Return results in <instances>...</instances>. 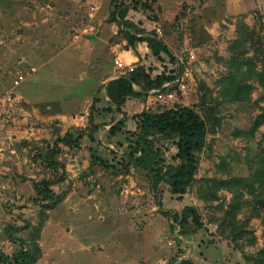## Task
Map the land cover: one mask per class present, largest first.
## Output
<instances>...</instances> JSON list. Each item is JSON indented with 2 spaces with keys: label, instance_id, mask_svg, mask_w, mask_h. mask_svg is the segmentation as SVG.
<instances>
[{
  "label": "rangeland",
  "instance_id": "rangeland-1",
  "mask_svg": "<svg viewBox=\"0 0 264 264\" xmlns=\"http://www.w3.org/2000/svg\"><path fill=\"white\" fill-rule=\"evenodd\" d=\"M221 2L155 0L152 11L128 15L146 34L161 26L177 62L186 61L190 50L196 53L195 82L183 100L198 109L208 131L198 168L180 196L164 182L154 190L148 170L130 163L133 130L125 124L116 134L109 131L119 115H107L94 139L85 129L78 147L62 149L57 158L65 169L55 172L38 156L57 133L84 130L89 109L64 123L33 101L87 94L95 86L88 80L75 84L82 66L72 59L62 63L63 56L48 66L63 65L62 72L51 71L68 73L77 86L49 90L56 76L46 70L38 72L45 80L36 85L27 77L34 71L27 63L32 47L55 44L57 33L63 40L85 35L97 14L111 24L112 0H0L1 251L12 256L20 247L9 237V227H15L14 236L36 255L34 264H176V258L191 261L194 254L219 264H264V0H245V11L236 17V9L231 14ZM149 57V66L174 62L165 53L158 58L150 51ZM20 89L33 101L18 96ZM155 106L150 110H159ZM63 123L70 125L64 132ZM154 140L167 164L180 162L171 139ZM59 176L63 181L51 186L56 198L34 201L33 182ZM186 205L198 209L203 226L191 224L188 234L179 235L165 211Z\"/></svg>",
  "mask_w": 264,
  "mask_h": 264
},
{
  "label": "trees",
  "instance_id": "trees-1",
  "mask_svg": "<svg viewBox=\"0 0 264 264\" xmlns=\"http://www.w3.org/2000/svg\"><path fill=\"white\" fill-rule=\"evenodd\" d=\"M154 2L155 0H131L129 4L124 0H112L114 10L111 14L114 20L111 21H119L122 25L121 31L124 32L131 45L135 46L138 42L147 41L153 55L161 58L162 54L165 53L174 60L175 57L171 49L158 36L156 31L146 34L143 28H139L135 22L128 18L132 10L152 11ZM172 66H177V68L166 66L160 74L153 77L144 64H138L133 70H128L120 77L110 80L106 84L104 92L108 97V100H106L107 105L103 103L104 98L100 89L90 104L86 128L83 130L81 127H73L64 134L57 133L53 145L38 156L55 172H58L60 168L65 169L63 162L57 158L62 149L78 147L85 129H88L90 138L94 139V135L99 128L106 125L104 119L107 115H113L112 119H116L115 117L118 115L124 114L109 130L111 134L121 131L127 120L124 107L128 100L135 97L144 99L152 89H160L166 82L172 83L178 72L184 69V65L180 64V61L174 60ZM189 88L187 92L190 91ZM163 89L175 91L176 101L171 106L158 105L157 107L161 109L159 108L157 111L143 109L133 115L136 121V129L130 131V133L137 138L130 143L128 160L136 167L148 170L154 190H157L159 184L164 182L170 186L173 193L182 196L198 168L199 153L203 149L208 125L206 119L196 107L184 104L183 96L187 92L182 93L179 91L176 83H172L169 87ZM263 115L264 111L261 116ZM100 118H103V120L98 122L97 119ZM156 135H162L174 142L178 150L176 153V158L180 161L178 164H167L165 162L156 146L154 140ZM100 160L103 161L102 164H107L104 160ZM63 179L64 177L59 176L56 179H42L33 182L36 194L33 198L34 201L41 203L55 199L56 193L51 186L63 181ZM165 214L172 220L171 227H179L178 234H188L191 231L188 226L191 224L196 229L203 226L200 212L190 205L184 206L180 212L165 211ZM18 229L9 227V237L18 242L20 247L12 256L0 250V264H34L36 262V255L26 247L27 241L14 236V232ZM262 253L264 254V250H262ZM261 256L264 262V255ZM188 263H190L188 260L182 262V264Z\"/></svg>",
  "mask_w": 264,
  "mask_h": 264
},
{
  "label": "crops",
  "instance_id": "crops-1",
  "mask_svg": "<svg viewBox=\"0 0 264 264\" xmlns=\"http://www.w3.org/2000/svg\"><path fill=\"white\" fill-rule=\"evenodd\" d=\"M217 1H222V5L227 6L228 10H231V14L234 13V10L236 9L235 13L237 14L235 17L245 11V0ZM102 13H104V11ZM128 18L133 21V19L129 16ZM105 19V14H97L95 18L92 19L93 23L89 24L88 28L86 29L88 32L85 35H77L71 39L69 38V40H63V38L66 36H62L61 33H57L56 36L58 37L55 44L51 43L49 46L39 44L36 47H32V53L29 55V61H25L28 63V66H32L31 70L34 69L32 73L29 72L27 77H32L33 83L38 85L39 81L43 82L42 79L45 80V77L40 78L37 76L40 75L38 73L39 71L46 70L50 72L51 76H54L55 74L53 73V70L51 71L52 67H54V70L57 72H62L60 67L63 65L58 64L57 66H48L49 63H53V61L55 59H59L60 56L65 57L63 60H60L62 63H64V59H72L74 63L82 66V68L79 70L75 84L78 83V85H80L82 82L88 80V82H86L87 84L93 82L92 86H95L93 91L87 94L76 93L75 95L65 92L64 96H49L43 100L35 99L36 101H33L32 95L20 89L16 92L18 96L27 101H33L35 105H47V108L51 112L50 116H52V118L59 119L61 122L64 121L65 123V119H69L70 117L72 118L73 114L77 115L78 113L82 112L87 113L93 97L99 92V90L101 89L104 93L106 84L110 80L125 74L129 70L130 66L135 67L138 64H144L151 72V75L155 77L163 71L164 67H166L163 65H170V63L167 61L163 62V64H157L155 61V65L157 64L159 66H149L151 63V57H149L151 50L148 47L147 41L138 42L135 44V46L131 45L123 31L121 34L118 33L116 29L117 24L114 21L110 24ZM229 32L233 33L234 31L229 30ZM165 42L171 51H173V49L175 51V48H173V45L171 44L173 42L170 36H168V39H165ZM117 60L121 61V65L117 64ZM167 67L172 68L174 66L171 65ZM57 74L58 76L55 75L56 78L50 81L51 86H49V90L55 88V86L64 90L66 88L68 90L77 86L73 84L74 81L72 82L73 79L68 76V73L65 75L66 77L61 75L59 77L60 73ZM86 83L84 86H86ZM37 87L39 88L40 85ZM107 98L108 97L106 96V99ZM143 109L149 110V108H147V97L144 99L141 97H135L128 100L126 106L124 107V112L127 117L125 124L128 125L129 129H136V121L133 118V115L141 112ZM84 116H82L83 119ZM123 116L124 114H120L119 119H121ZM64 123L62 132L66 131L69 125L68 123ZM192 257L193 258H191L190 261L188 257L183 255L176 258L175 261L177 262L176 264H182L183 260L190 261L188 264H219V259L211 261L208 257H204L203 259L197 258L196 254H194Z\"/></svg>",
  "mask_w": 264,
  "mask_h": 264
},
{
  "label": "built area",
  "instance_id": "built-area-1",
  "mask_svg": "<svg viewBox=\"0 0 264 264\" xmlns=\"http://www.w3.org/2000/svg\"><path fill=\"white\" fill-rule=\"evenodd\" d=\"M156 30L158 35L162 36L163 31L161 26H158ZM195 61L196 53L193 50L188 51L186 61L180 60V64L184 65V69L178 72L176 78L172 83H176L178 85L179 91H181L182 93H186L188 88L190 87V84L195 82ZM117 64L121 65V61L117 60ZM174 67L177 68V66ZM133 68L134 66H130L129 71L133 70ZM21 79H23V76L20 75L19 78L15 80V84H19ZM172 83L166 82L162 88L152 89L151 91H149L147 96V108L150 109L155 105V107H157L158 105H173L176 101V92L172 90L167 91L163 89L165 87H169Z\"/></svg>",
  "mask_w": 264,
  "mask_h": 264
}]
</instances>
